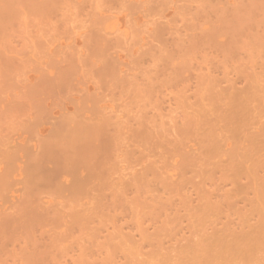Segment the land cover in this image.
I'll use <instances>...</instances> for the list:
<instances>
[{
  "label": "rangeland",
  "instance_id": "1",
  "mask_svg": "<svg viewBox=\"0 0 264 264\" xmlns=\"http://www.w3.org/2000/svg\"><path fill=\"white\" fill-rule=\"evenodd\" d=\"M94 35L100 39L97 40ZM106 41L114 44L106 46ZM234 93L243 98L242 102H232L238 99L233 96ZM93 104L95 109H102L104 115H113L111 124H114L112 121L117 123L115 127L105 126L108 128L103 130H110L105 133L109 134L111 140L107 139L110 144H105L116 148H108L111 149L109 154L113 151L111 156L107 154V146L104 148L106 152L101 150L109 158L100 155L104 160L108 159V166L105 164V167L113 165L108 172L114 181L111 182L105 168L106 176L105 171L100 172L102 179L108 178L107 181L104 179L105 186L96 178L95 183L93 180L88 183H92V186L88 185V193H78V198L69 190L58 191L65 182L60 183L58 188L56 185L57 191L54 185H49L51 188L39 186V182L43 181L34 175L38 172L33 169L32 159L36 158L33 156L38 151L40 153L45 139H53L49 137L53 136V131L56 132L60 119H63L60 122L63 124L57 126L56 134L63 125L68 127V120L73 119L74 123L69 124L72 127L82 116L89 115L88 110L94 107ZM80 112L83 114L81 117L78 116ZM245 112L252 115L246 118ZM238 113H244L245 117ZM208 114L213 116L212 119ZM221 114L233 119L239 117V121L237 118L235 122L243 126V131L245 128L257 131L260 121H264V0H0V180L4 179L3 183L0 181V264H212L214 259L218 261V257L221 260L218 250V255H215V249L221 245L214 243L216 248L211 247L214 245L211 240L220 239V233L225 247L219 249L224 251L225 258L217 264H264V239L261 242L254 240L257 243L250 248L254 249L252 259L251 251L243 248L248 242L250 246L255 239V230H264V149L256 148L263 154L260 151L256 153L258 156L261 154L260 159L251 169L247 167L246 170V163L245 166L243 164L244 169H239V175L234 170L230 171L226 166L230 158L222 154L226 146L221 145L226 136L221 134L225 132L229 135L230 132L225 131L228 128L227 119L224 121ZM205 117L210 120L206 119L208 123ZM64 118L68 119V124ZM194 118L205 121L199 120L196 124ZM241 118L242 121L245 118L250 120V123L245 120L246 124L242 125ZM215 119L217 122L223 119L224 122L217 123ZM181 120L188 125H183L186 135L174 131H179L183 124ZM202 122H206L205 125ZM255 123H258L257 126ZM208 124L217 125L216 129L210 125L215 129L211 130L214 133L218 130V137H223L221 143L216 140L222 147L217 150L222 152L218 153L216 147L212 149L222 154L220 162L225 158L227 161H223L222 165L211 162L209 166L212 167L206 165L205 168L203 165L202 171L201 161L206 155L202 154L205 157L200 158L198 150L194 154L189 149L196 152L194 149L199 147L196 143H201V140L195 134H202L201 130L205 132L204 129L210 127ZM261 129H264L263 125ZM62 132L64 136L66 133ZM175 136L186 141H181L185 148L179 144L180 148L185 149L189 156L193 154L191 156L198 158L197 162L191 156H184L185 152L177 150L184 158L176 153L174 149L179 145L175 148V140L172 142L170 139ZM192 136L197 139L192 140ZM64 137L61 136V140ZM227 137L229 142L233 140L231 135ZM74 141L79 143L80 139L75 136ZM74 141L70 142L71 146ZM166 141L173 144L174 149L167 147L170 145L165 144ZM61 143L56 141L55 144L60 146L49 147V151L56 149L51 151L52 154L45 146L49 156L44 154L46 158L43 160L49 157L50 161L62 160L60 164L63 166L69 159H74L69 152L78 157L80 150L79 153L76 148V151L71 150L77 142L73 147L69 146V152L66 149V154L65 147L61 146L66 142ZM94 143L95 148L98 144ZM82 146L77 144L78 149L84 148ZM82 148V152H87L88 147L86 150ZM63 152L70 158L64 155L62 158H65L60 159L61 156H57L58 160L56 155ZM38 153L37 156H41ZM256 154L255 159L258 157ZM115 155L118 158L113 160ZM207 159L204 161L206 164ZM212 160L215 162L216 157ZM147 163L150 166H146ZM218 165L226 167L217 168ZM210 168L212 172H208ZM217 171V176L219 173L222 176L230 173L228 175L231 176L226 174L224 179L220 176L222 180L228 177L227 181L230 178L231 181L233 178L238 181H224L221 185L222 180L219 181V177L215 179L216 175L214 177ZM231 172L236 173V177ZM200 174L206 176L201 178ZM253 176H256L255 179ZM171 182L180 186L176 184V187ZM230 182L234 183L232 187ZM238 182L247 185L243 183L242 186ZM113 183L116 186L112 187ZM65 187L67 189V184ZM197 196L201 201L197 200ZM260 222H263L262 229L258 226ZM222 226L228 230H220ZM214 227L220 228L216 230ZM250 227L258 228L251 229L252 236H255H250L253 238L251 241L244 236ZM244 229L247 230L243 232ZM251 230L245 235H251ZM235 232H240L242 235L239 236L249 241L241 239L237 242L241 236L239 238ZM262 232L259 234L264 236ZM259 234L257 238H260ZM233 236H236V241ZM206 239L211 241V246ZM226 240L231 244L227 245ZM196 242L201 245H196ZM232 243L242 249L235 245L237 252ZM226 246L237 253L232 250L230 257L229 251L225 252ZM197 247L200 249L198 255L195 254L199 250ZM208 248L210 251L206 250ZM205 250L208 255L204 257ZM241 251L246 252L241 255ZM198 256L208 263H200ZM242 259H249L250 263L242 262Z\"/></svg>",
  "mask_w": 264,
  "mask_h": 264
},
{
  "label": "bare ground",
  "instance_id": "2",
  "mask_svg": "<svg viewBox=\"0 0 264 264\" xmlns=\"http://www.w3.org/2000/svg\"><path fill=\"white\" fill-rule=\"evenodd\" d=\"M96 36H98V35H96ZM92 38H93V36H92ZM94 38H97V37H95V35H94ZM94 38H93V39H94ZM99 39H100V38H97V40H99ZM94 40H95V39H94ZM115 40H116V39H115ZM117 40H118V39H117ZM101 42H102V40H101ZM103 42H104V40H103ZM106 42H107V41H106ZM113 42H114V41H113ZM109 43H110L111 45L114 44V43H112V42H110V41H109ZM109 43L107 42V43H106V46L110 45ZM231 94H232V93H231ZM234 95H235V93L233 94V96H234ZM236 95H237V94H236ZM236 95H235V96H236ZM236 97L238 98V96H236ZM231 98H232V97H231ZM231 98H230V100H232V99L235 98V97H233L232 99H231ZM239 98H241V97L239 96ZM239 98H238V99H236V98L233 99L232 102H235L234 100H236V101H241V100H243V98H241L240 100H239ZM93 100H94V98H92V101H93ZM89 101H91V100H89ZM92 101H91V102H92ZM253 101H254V100H253ZM241 102H242V101H241ZM241 102H239V103H241ZM235 103L238 104V102H235ZM94 104H96L95 101H94ZM94 104H93L94 107L92 108V106H91V108H89V110H88V111H89V113H88L89 115L86 114V116L83 117V116H82L83 114L81 115V112L78 113V114H80V115L76 114V116L78 115V116H80V117L82 116V117H81V120L79 119V120L76 121L75 124H72V125H74V126H72V127H71V125H69V124H70V122H71V123L73 122V119H72V121H69L68 119L65 120V118H64V120H65L66 122H67V120H68V122H69V124H68V122L66 123V124H68V127H65V126L63 125V128L65 127V129H63V128H61V127H62V126H61V127H60V128H61V129H60V130H61V131H60L61 133L59 132V134H58V133L56 134V132L58 131V130H56V129H57V126H60V125L63 124V123H62V124L60 123L61 120H62V122H63V119H60V122L57 123V124H59V125H57V126L55 127V128H56V129H55L56 132L54 133V131H53V132L51 133V134H53V136L50 135L51 137H49L50 139L53 138V139H51L52 141L55 139V140L57 141V143H58V142L61 143V142H63V141L66 142V145H64V144H63L64 146L61 145L62 147H65V150H66V149H69V148H71V147H73L74 144H75L76 142H77V144L80 145V146L84 145V148H82V147H83V146H82V147H79V149H78V148H77V144L75 145V147H74L73 149L71 148V150H74V149L76 148V150H78V151H77L78 153H79V150H80V154H79V155L81 156V158H80V156L78 155L79 160L77 159V158H78V157H77V154H75V157H74V156L72 155L73 153H72V152H69L70 149L68 150V152L71 154V157H73L74 159H75L76 157H77V158H76L75 160L73 159L74 161L72 160V158H71V161H69L70 159H69L68 161H66V160H67V159H66L65 161L68 162V163H66V162L63 160V161L65 162V165H63L64 167L62 166V164H60V163H62V160H61V162H57V161H56L57 159H54L55 161H50V160H48L49 158L51 159V157L47 158L46 160H43V158H44L43 155H44V154H48L47 156H49V152L52 154L51 151H53V150L55 151V150H56L55 148H52V150L49 151V147H50V146H52V145H54V147H58V146H60V144H58V145L55 144L56 141H53V143H52L51 140H49V139H45L46 141L44 140V142H46V143L43 145V147L40 148V150H41L40 153H38L39 151L37 152L38 154H41V156H37V153L35 154L36 156H35V155L33 156V157H36L37 160H36V158H34V159H32L34 162L31 161V163H32V162L34 163V164L32 163V164L34 165L33 169H36V171H37L38 173H36V172H34V171H32V173L34 172V175H35V174H36V176L38 175L39 178H38V177H37V178H38L40 181H43V182H44V183H43V182H39V183H40L39 186L44 185V186H47V188H48L49 185H51V186L54 185L55 187H54V186H52V187H54V189H56V191H57V188H58L63 182H65V183L62 184L63 188H61L62 186H60L61 189L58 188V189H59L58 191L61 190V191L64 192V191H68V190H69L70 192L75 193V194L77 195V198H78V195H79L78 193H80L81 195H84V192H85V191L88 193V190H87L88 185L90 184V182H93L96 178H97L96 180H97L98 182L101 181V182L103 183L104 186H105L106 181H107V179H108V178H106L105 176H106L108 173H109V175H110V180H112V179H111V178H112V177H111V174H110V172H108V171L111 170L112 167H110V166H113V165L110 164V166L108 167L109 169L107 168V166H108V162L106 163V161H108V159H107V160H106V159L104 160V158H105V156H106V153H105V154L103 153V152H104L103 149L107 146L105 143L108 142V143L110 144L109 140H111V139L108 137L109 134H108V136L105 134V133H109L110 130H109V132H103V130L106 131L105 129L108 128V127H110V126H114V127H115L114 124L117 125V123H115V122L112 121V123H114V124H111V121H110V120H111V117H113V115L110 116L111 114H109V113H108L107 115H104V111H102V109L100 110V108L95 109L96 107H95ZM96 106H97V104H96ZM235 108H237V107H235ZM86 109H87V105H86ZM241 109H242V108H241ZM247 109H248V107H247ZM207 110H208V109H207ZM239 110H240V109H239ZM242 110H243V109H242ZM253 110H254V109H253ZM85 111H86V110H85ZM85 111H83V112H85ZM88 111H87V112H88ZM255 112H259V111H255ZM245 113H247V112H245ZM238 114H239V113H238ZM240 114H241V113H240ZM240 114H239V116H241V115L243 114L242 117H245V116H244V113H242L241 115H240ZM250 114H251V113H249V114H248V113L245 114V115H246V118H247V116L250 115ZM254 114H256V113H254ZM208 115H210V114H208ZM234 115H235V114H234ZM236 115H237V114H236ZM251 115H252V114H251ZM133 116H134V115H133ZM138 116H139V115H138ZM138 116H136V117H138ZM206 116H207V115H206ZM215 116H216V115H215ZM218 116H219V115H218ZM222 116H223V114H221V117H222ZM228 116H229V115L226 114L225 117H222V118H224V121H225V119H227L225 123H226V128L228 127L229 129L227 128L228 130L226 129L225 131H228V132L231 133V134L229 133V135H231V137H232V139H233L231 142L228 141V137H227V136H229V135H228L227 133L225 134V132H223V133L221 134V135H223V137H224V135H226L224 138L222 137V138H223V143H224V145H223V143H221L222 141L220 142V140H222V138H221V137H218V135H217V134H218V130L215 131V132H217V133H214V132H213V131L216 129L215 126H217V125L214 126V124H213V125L208 124V125H209V126L211 125V126L215 127V129H214L213 127H211V126H210V127H211V128H210V127H208V126L206 125L207 128L204 129L205 132H204V131L202 132V130L200 131L202 134H198V132H197L198 136H197V134H195L196 131L193 132V133L196 135V136H195V135L193 134L195 137H197V138L199 137V139L201 140V143L199 142L200 140L198 141L199 144L196 143V142H197V140H196L195 143L197 144V147H198V145H199V147H198L199 149H198V148H197V149H194V150H196V152H195V151L193 152L192 149H189V150L191 151V153H194V154H195V153H198V151H199L198 155L200 154V155H199L200 158L203 156L202 154H205V155H206V157L203 156V157H205V158H203L204 160L201 161V163L203 162L202 164L200 163V159L198 160L199 163L202 165V167H200V168L202 169V171H203V165H205V168H206V165L209 166V164L212 165V163H214V164H216V165H217V163H220V164L222 163V164H223V161H224V163H225V162L227 161V158H230V161L226 163V166H227V168H228L229 170L231 169L230 171H233V170H234V172H237V174H238L239 169H244V168H245V167H243V164H244V166H245L246 163H247V165H246V170H247V167H248V170H249V169H251L250 167H253V166L257 165V163H258V161H259V159H260V158H259L260 155L263 154V153H261V151H263V150H262V147H263V149H264V144H263L264 142L262 143V141L264 140V138H262V136L264 137V133H263V132H264V129H261V130H260V127L262 128V125H263V127H264V123H263L264 121H260V122H261V123H260L261 126H260V127L258 126L259 129H258L257 131H254V128H251V129H250L251 131H250V130L248 131V129L245 128V127H244L245 129H244V131H243V130L241 129V127H243V126L239 125V124H240L239 122H238L239 124H237V122H235V119H236V121H237V118H238V121H239V117H236V118L234 117L235 119H233V118H231L230 116H229V117H228ZM231 116H232V114H231ZM237 116H238V115H237ZM67 117H68V116H67ZM69 117H71V116H69ZM69 117H68V118H69ZM72 117H73V116H72ZM109 117H110V118H109ZM131 117H132V116H131ZM207 117H208V116H207ZM212 117H213V116L210 115V118H211V119H212ZM251 117H252V116H251ZM251 117H250V118H251ZM133 118H134V117H133ZM133 118H132V120H133ZM217 118L220 119V117H217ZM229 118H230V119H229ZM246 118H245V120H246ZM135 119H136V118H134V120H135ZM183 119H184V118H183ZM183 119H182V120H183ZM200 119H201V118H197V119H196L197 121H196L195 118H194L193 121L195 120L194 122H195L196 124H198V121H199ZM206 119H207V118L205 117V120H206ZM242 119H243V118L240 119V120H241V121H240L241 124L245 122V120L242 121ZM248 119H249V117H248ZM248 119H247L246 121H248ZM254 119H255V118H253V119L251 118L250 120H254ZM114 120L117 121V119H114ZM136 120H138V119H136ZM182 120H181V121H182ZM202 120H203V119H202ZM202 120H200V121H202ZM205 120H203V121H205ZM207 120H208V119H207ZM207 120H206V122H207ZM250 120H249V121H250ZM255 120H256V119H255ZM255 120H254V122H256ZM55 121H56V120H55ZM55 121H54V122H55ZM58 121H59V120H58ZM181 121H180V122H181ZM209 121H210V120H208V122H209ZM222 121H223V119H222ZM222 121H221V120H218V122H222ZM224 121H223V122H224ZM249 121H248V122H249ZM127 122H128V121H127ZM140 122H141V121H139L138 124H139ZM182 122H183V124L181 123L182 126L178 128L179 131H178L177 129H175L174 131H176L177 134H179V132H180L182 135H183V132H184V135H186V133H185V131H186L185 129H186V128H184L183 125L185 124V127H186L187 123H186V121H182ZM194 122H193V123H194ZM206 122H205V123H206ZM208 122H207V123H208ZM213 122H214V121H213ZM213 122L211 121L210 123H213ZM215 122H217V119H215ZM218 122H217V123H218ZM251 122H252L251 124H254L253 121H251ZM73 123H74V122H73ZM124 123H125V121H124ZM203 123H204V122H202V125H203ZM205 123H204V125H205ZM249 123H250V122H249ZM258 123H259V121H258ZM258 123H255V125L257 126ZM64 124H65V122H64ZM66 124H65V125H66ZM199 124H200V123H199ZM215 124H216V123H215ZM223 124H224V123H223ZM244 124H246V122H245ZM119 125H120V124H119ZM123 125H124V124H123ZM200 125H201V124H200ZM242 125H243V124H242ZM249 125H250V124H249ZM69 126H70V127H69ZM105 126H108V127H105ZM187 126H188V125H187ZM206 126H205V127H206ZM223 126L225 127V125H223ZM244 126H245V125H244ZM246 126H247L248 128L253 127V126H248V125H246ZM256 126H254V127L256 128ZM104 127H105V129H104ZM121 127H122V124H121ZM126 127H127V126H126ZM182 127H183V128H182ZM197 127H198V126H197ZM197 127H196V128H197ZM203 127H204V126H203ZM205 127H204V128H205ZM112 128H113V127H112ZM119 128H120V127H119ZM132 128H133V127H132ZM132 128H131V129H132ZM181 128H182V129H181ZM201 128H202V127H201ZM62 129H63V130H62ZM109 129H111V128H109ZM117 129H118V128H117ZM211 129H214V130H211ZM224 129H225V128H224ZM224 129H223V131H224ZM114 130L116 131V129H114ZM135 130H136V129H135ZM220 130H221V129H220V127H219V133L221 132ZM252 130H253L254 132H252ZM62 131H64V132L67 134V135L64 134L65 137L62 135V133H63ZM107 131H108V129H107ZM120 131H121V130H120ZM127 131H128V130H127ZM172 131H173V130H171L170 132L172 133ZM174 131H173V132H174ZM262 131H263V132H262ZM112 132H113V131H112ZM118 132H119V131H118ZM133 133H134V132H133ZM174 133H175V132H174ZM71 134H72V137H71ZM112 134H115V132L112 133ZM158 134H159V133H158ZM169 134H170V133H169ZM181 134H180V138H182V137H181ZM214 134L216 135V138H218V139L215 138V135H214ZM55 135H59V136H55ZM60 135H61L62 137H64L63 140H61L62 138H60V137H61ZM73 135H75V136L77 137V140L80 139L79 143H78V141H74V137H75V136H73ZM174 135H175V134H174ZM174 135H173V136H174ZM188 135H189V134H188ZM188 135H187V136H188ZM200 135L202 136V139H201ZM203 135L206 137V139H205V137H203ZM221 135L219 134V136H221ZM113 136H114V135H113ZM113 136H112L111 138H113ZM118 136H119V133H118ZM120 136H121V135H120ZM156 136H158V135H155V137H156ZM171 136H172V135H171ZM178 136H179V135H178ZM54 137H56V138H54ZM57 137L60 138L61 142L58 141L59 139H58ZM66 137H67V138H66ZM69 137H71V138H69ZM176 137H177V136L170 138V139H172V142H174L173 140H175V142H174V143H175V144H174V145H175V148H176V146H178L179 144H181V146H182L183 142H181V141L186 142V141L183 140V139H182V140H181V139L178 140L179 137H178V139H176ZM184 137H185V136H183V138H184ZM188 137H190V136H188ZM188 137H187V140L189 139ZM195 137H194V138H195ZM107 138H109V140H108ZM114 138H116V137H114ZM114 138H113V139H114ZM118 138H119V137H117V139H118ZM157 138H158V137H157ZM157 138H156V139H157ZM173 138H175V139H173ZM185 138H186V137H185ZM194 138H193V136H192L191 139L193 140ZM197 138H195V139H197ZM203 138H204V139H203ZM220 138H221V139H220ZM64 139H65L66 141H65ZM67 139H68V140H67ZM71 139H73V140H72V141H69V140H71ZM75 139H76V138H75ZM113 139H112V140H113ZM117 139H116V140H117ZM213 139H214V140H213ZM261 139H262V140H261ZM47 140H49V141H47ZM154 140H155V139H154ZM167 140H168V139H167ZM176 140H177L178 142H177ZM192 140H190V141H192ZM205 140H206V142H205ZM216 140H217V141L219 140V142L221 143L222 146H226V147H225L226 149H225V150L222 149L221 145H219L220 143L218 142L219 144H217V141H216ZM68 141H69V142H68ZM73 141H74V143H72V146H71L70 142H73ZM120 141H121V140H120ZM170 141H171V140H170ZM49 142H51L52 144H49L50 146L48 147L47 145H48ZM54 142H55V143H54ZM67 142L69 143V146H71V147L68 146ZM80 142H82L83 144L80 143ZM86 142H87V145H85ZM91 142H93V143L96 142V143L98 144L97 147L95 146V148H94L95 143H94V145H93V143H91ZM117 142H118V141H117ZM176 142L178 143L177 145H176ZM179 142H181V143H179ZM187 142H188V141H187ZM193 142H194V141H193ZM108 143H107V144H108ZM113 143H114V142H113ZM261 143H262L263 146L261 145ZM61 144H62V143H61ZM111 144H112V143H111ZM116 144H117V143H116ZM118 144H119V143H118ZM165 144H169V143L166 141ZM184 144H186V147H187V143H184ZM196 144H195V145H196ZM56 145H57V146H56ZM120 145H121V144H120ZM169 145H170V146H167V147H170V148L173 147V144L170 143ZM171 145H172V146H171ZM218 145H219V146H218ZM260 145H261V148H260ZM45 146H46V148L48 147L47 150H48L49 152H47V150H45V149H46V148H44ZM67 146H68V148H66ZM85 146L88 147V149H87ZM113 146H114V144H113ZM111 147H112V146H110V147L107 146L106 149L111 148ZM114 147H115V146H114ZM114 147H112V148H114ZM117 147H118V145H117ZM167 147H166V148H167ZM215 147H216V148H215ZM218 147H219V148H218ZM220 147H221L222 151L225 152V153H222L223 156H224V155H227V156H226L227 158L224 157L226 160H222V162H220V159L222 158V154H221V153H220L221 155L218 154L220 150H219V151L217 150V149H220ZM258 147H259V149H261V151L258 150V152L260 151L259 153H261L259 156L257 155V154H258V152H257ZM50 148H51V147H50ZM81 148H82V150H83V149H85V150L87 149V152H82V151H81ZM115 148H116V147H115ZM115 148H114V149H115ZM118 148H119V147H118ZM181 148H185V145L182 146ZM181 148H180V145H179V148L177 147V149H174V147H173V149L176 151V153H177L178 155H180L178 152H180V153L185 152V149H181ZM189 148H191V147L189 146ZM212 148H215V150H216L218 153H217V152L215 153V150L212 149ZM256 148H257V149H256ZM89 149H90V150H89ZM114 149H112V150H114ZM171 149H172V148H171ZM180 149H181V151H180ZM211 149H212V150H211ZM251 149H255L256 151H253V150H251ZM44 150L46 151V153H42V152H45ZM59 150H61V149H59ZM59 150H57V152H58ZM63 150H64V149L62 148V151H63ZM76 150H74V151H76ZM91 150H92V151H91ZM99 150H100V151L102 150L103 152L101 151L102 153H100ZM104 150H105V149H104ZM116 150H118V149H116ZM166 150H167V149H166ZM177 150H178V152H177ZM183 150H184V151H183ZM197 150H198V151H197ZM239 150H240V152H238ZM74 151H73V152H74ZM88 151H90V152H88ZM108 151H111V149H108V150H107V154L111 156V153H113V151H112L110 154L108 153ZM118 151L123 152V151H121L120 149H119ZM118 151H117V152H118ZM167 151H168V150H167ZM169 151H171V150H169ZM190 151H188V153H190ZM222 151H220V152H222ZM241 151H242V152H241ZM251 151L254 153V155L257 153L256 156H258V157H257L256 159H255V157H254V155L252 154ZM57 152H55V153H56V154H59V153H57ZM105 152H106V150H105ZM210 152H212V154H210ZM213 152H214L216 155H215ZM53 153H54V152H53ZM55 153H54V154H55ZM60 153H61V151H60ZM66 153H67V150H66L65 154H66ZM69 153H68V154H69ZM74 153H76V152H74ZM99 153H100V154H99ZM123 153H124V152H123ZM186 153H187V152H185L184 156H189V155L186 154ZM51 154H50V155H51ZM65 154H64V152H63V153L60 154V155H56V157H57V156H58V157L61 156V157H60V159H61ZM70 154H69V155H70ZM85 154H87V156H86ZM88 154H89L90 156H88ZM115 154L118 155V153H115ZM213 154H214L215 156H214ZM91 155H94V156H91ZM100 155H102L104 158H102ZM108 155H107V156H108ZM113 155H114V154H113ZM117 155H115L116 158H113V157H111V158H113V160H114V159H117V158H118ZM123 155H124V154H123ZM181 155H182V156H181ZM181 155H180V156L184 158L183 154H181ZM191 155H193V154H191ZM191 155H190V156H191ZM210 155H212L213 158H212ZM219 155H220V156H219ZM42 156H43V157H42ZM51 156H52V158H55L53 155H51ZM65 156H67V155H65ZM85 156H86V157H85ZM107 156H106V157H107ZM110 156H109V157H110ZM190 156H189L188 158H190ZM199 156H198V157H199ZM209 156H210L211 160H210ZM252 156H253L254 158H253ZM263 156H264V154H263ZM263 156H262V157H263ZM39 157H40V158H39ZM41 157H42V159H41ZM58 157H57V158H58ZM67 157H68V156H67ZM88 157H90V158L88 159ZM109 157H107V158H109ZM191 157L193 158V160L195 159V160H194L195 162H197L196 159H198V158H194L193 156H191ZM207 157H208V159H207ZM215 157H216V160H219V161H216V160H215V162H213L214 160H212V159H214ZM38 158H39V159H38ZM45 158H46V157H45ZM45 158H44V159H45ZM64 158H65V157H64ZM64 158H62V159H64ZM68 158H70V156H69ZM86 158H87V159H86ZM122 158H123V157H122ZM122 158H121V159H122ZM192 158H191V159H192ZM218 158H219V159H218ZM60 159L58 158V160H60ZM206 159H207V164H206V162H204V161H206ZM232 159H233L235 162H233ZM30 160H31V159H30ZM51 160H52V159H51ZM111 160H112V159H110V161H111ZM185 160H187V159H185ZM193 160H191V161L194 162ZM116 161H117V160H116ZM188 161H190V159H189ZM29 162H30V161H29ZM64 162H63V163H64ZM211 162H212V163H211ZM216 162H217V163H216ZM111 163H112V162H111ZM105 164L107 165L106 167H105ZM112 164H114V163H112ZM200 164H199V165L197 164V166H200ZM222 164H221V165H222ZM29 165H30V164H29ZM148 165H149V164L147 163L146 166H148ZM179 165H180V164H179ZM189 165H190V164H189ZM192 165H193V163H191L190 166H192ZM224 165H225V164H224ZM115 166H116V165H115ZM117 166H118V163H117ZM117 166H116V167H117ZM149 166H150V165H149ZM182 166H183V165H182ZM187 166H188V164H187L186 166H184V167H187ZM190 166H189V167H190ZM195 166H196V165H194V167H195ZM219 166H220V165H218L217 168H218ZM226 166H224V167H226ZM228 166H229V167H228ZM116 167H115V168H116ZM209 167H212V166H209ZM209 167H208V168H209ZM215 167H216V166H215ZM222 167H223V166H221V167H219V168H222ZM224 167H223L222 169H225ZM105 168L107 169V172H108V173H106V169H105ZM178 168H179V167H178ZM180 168H181V166H180ZM190 168H191V167H190ZM197 168H198V167H197ZM197 168H196V169H197ZM200 168H199V169H200ZM208 168H207V169H208ZM213 168H214V167H213ZM28 169H29V168H28ZM31 169H32V168H31ZM37 169H38V170H37ZM143 169H145V168H143ZM185 169H187V168H185ZM185 169H184V170H185ZM199 169H198V171H199ZM214 169H215V168H214ZM228 169H227V170H228ZM15 170H16V169H15ZM25 170H26V169H25ZM151 170H153V169H151ZM151 170H149V171H151ZM181 170H183V168H182ZM188 170H189V168H188ZM191 170H193V168H192ZM209 170H210V171H208V172H212V169H211V168H210ZM215 170H217V169H215ZM229 170H228V171H229ZM235 170H237V171H235ZM26 171H27V170H26ZM102 171H105V172H103V173H106L105 176L102 174L103 178L105 177L104 179H105L106 181H104V179H102V177L100 176V175H101L100 172H102ZM193 171H194V170H193ZM221 171H222V170H221ZM228 171H226V172H228ZM2 172H3V171H2ZM28 172H29V171H28ZM30 172H31V171H30ZM114 172H115V171H113V173H114ZM144 172H145V171H144ZM146 172H147V171H146ZM151 172H152V171H151ZM182 172H183V171H181V173L178 172V174H179V173L182 174ZM195 172H196V171H195ZM195 172H194V173H195ZM218 172H219V171H217V172L214 173V177H215V175H216L215 179H216L217 177H219V179H220L219 181H221L222 178H220V176H222V175L219 173V174H218L219 176H217L216 173H218ZM239 172H240V171H239ZM242 172H243V171H242ZM256 172H257V171H256ZM184 173H185V172H184ZM194 173H193V174H194ZM199 173H200V172H199ZM206 173H207V172H206ZM224 173H225V172H224ZM231 173H233V172H231ZM243 173H244V172H243ZM253 173H254V172H253ZM253 173H252V174H253ZM189 174H190V173H189ZM193 174H192V176H193ZM195 174H196V173H195ZM204 174H205V173H204ZM204 174H202V175H203V176H206V175H204ZM208 174H209V173H208ZM226 174H227V173H225L223 176H226ZM228 174H230V173H228ZM228 174H227V175H228ZM234 174L236 175V173H233V175H234ZM240 174H241V173H240ZM1 175H2V174H1ZM4 175H5V174H4ZM32 175H33V174H32ZM109 175H108V176H109ZM190 175H191V174H190ZM190 175H189V176H190ZM197 175H198V174H197ZM200 175H201V174H200ZM202 175H201V178H202ZM210 175H211V174H210ZM210 175H209V176H210ZM235 175H234V177H236ZM238 175H239V174H238ZM255 175H257V174L255 173ZM27 176H29V175L27 174ZM142 176H144V175H142ZM192 176H190V177H192ZM195 176H196V175H195ZM223 176H222V177H223ZM228 176H231V175H228ZM240 176H241V175H240ZM7 177H8V176H7ZM7 177H6V179H7ZM30 177H31V176H30ZM30 177H29V180H30ZM59 177H60V180L58 179ZM181 177H182V176H181ZM197 177H200V176L198 175ZM210 177H211V176H210ZM210 177H209V179H210ZM214 177H213V178H214ZM241 177H242V176H241ZM255 177H256V176H255ZM255 177L253 176V179H255ZM1 178H2V177L0 176V179H1ZM31 178H32V177H31ZM34 178H35V177H34ZM213 178H212V179H213ZM232 178H233V177H232ZM245 178H246L247 181L250 179V178H247V177H245ZM23 179H25V178H23ZM26 179H27V177H26ZM32 179H33V178H32ZM32 179H31V180H32ZM35 179H36V178H35ZM179 179H180V178H179ZM181 179H182V178H181ZM181 179H180V180H181ZM186 179H189V180H190L191 178H186ZM193 179H194V178H193ZM205 179L207 180L208 178H204V180H205ZM223 179H224V177H223ZM227 179H229V178L226 177V180H222L223 182H222V181L220 182L221 185H222V183H225L224 181H227ZM235 179H236V178H233V180L231 181V178H230V180H228V181H231V182H233V181L235 182L236 180L238 181V179H236V180H235ZM3 180H4V179H2V181H3ZM39 180H37L36 182H38ZM92 180H93V181H92ZM251 180H252V179H251ZM251 180H249V181L252 182ZM256 180H257V179H256ZM0 181H1V180H0ZM2 181H1V182H2ZM34 181H35V180H34ZM97 181H96V182H97ZM103 181H104V182H103ZM113 181H114V180H112L111 182H113ZM115 181L118 182V181H120V180H117V179H116ZM212 181H213V180H212ZM228 181H227V182H228ZM239 181H240V180H239ZM247 181H246L245 183H247ZM253 181H255V180H253ZM1 182H0V183H1ZM4 182H5V181H4ZM6 182H8V181H6ZM11 182H12V181H11ZM24 182H26V181L24 180ZM98 182H97V183H98ZM121 182H122V181H121ZM121 182H120V183H121ZM178 182H180V181L178 180ZM181 182H182V181H181ZM184 182H186V181H184ZM189 182H191V181H189ZM227 182H226V183H227ZM231 182H230L229 184H231ZM2 183H3V182H2ZM20 183H21V182H20ZM30 183H31V182H30ZM41 183H43V184H41ZM60 183H61V184H60ZM88 183H89V184H88ZM93 183H95V181H94ZM115 183H116V182H115ZM171 183H172V182H171ZM238 183H239V182H238ZM241 183H242V186H243V183H244V182H241ZM241 183H239V184H241ZM245 183H244V185H245ZM256 183H257V182H256ZM6 184H7V183H6ZM6 184H5V185H6ZM27 184H28V183H27ZM27 184H26V185H27ZM35 184H36V183H35ZM66 184H67V189H66V187H65ZM98 184H99V186H100V183H98ZM116 184H117V183H116ZM162 184H163V183H162ZM172 184H174V186H176L177 182H176V183H172ZM172 184H171V185H172ZM178 184H179V183H178ZM178 184H177V185H178ZM215 184H216V183H215ZM233 184H234V183L231 184V187H232ZM247 184H248V183H247ZM247 184H246V185H247ZM250 184H251V183H250ZM26 185H25V186H26ZM37 185H38V184H37ZM56 185H57V188H56ZM58 185H59V186H58ZM103 185H102V186H103ZM112 185H115V184L113 183V184H111V186H112ZM227 185H228V183H227ZM235 185H236V184H235ZM246 185H245V186H246ZM0 186H1V184H0ZM23 186H24V184H23ZM28 186H29V185H28ZM30 186H32V185H30ZM85 186H86V188H85ZM89 186H92V183H91V185H89ZM93 186H95V185H93ZM106 186H107V185H106ZM115 186H116V185H115ZM178 186H180V185H178ZM217 186H218V183H217ZM236 186H237V185H236ZM249 186H250V185H249ZM2 187H4V186H2ZM6 187H7V185H6ZM6 187H5V189H6ZM97 187H98V186H97ZM112 187H114V186H112ZM176 187H177V186H176ZM49 188H51V187L49 186ZM94 188H95V187H94ZM94 188H92V190H93ZM234 188H235V186H234ZM241 188H242V187H241ZM241 188H240V189H241ZM245 188H246V187H245ZM247 188H248V187H247ZM0 189H1V187H0ZM3 189H4V188H3ZM30 189H31V188H30ZM64 189H66V190H64ZM90 189H91V188H90ZM237 189H238V187H237ZM237 189H236V192H237ZM242 189H243V188H242ZM83 190H84V191H83ZM229 190H230V189H229ZM231 190H232V189H231ZM233 190H234V189H233ZM61 191H60V193H62ZM81 191H83V192L81 193ZM242 191H243V190H241V194H242ZM86 192H85V193H86ZM238 192L240 193L239 190H238ZM245 192H246V191H245ZM3 193H4V192H3ZM226 193H228V192L226 191ZM233 193H234V192H233ZM243 193H244V192H243ZM230 194H231V193H230ZM230 194H229V195H230ZM236 194H237V193H236ZM4 195H5V194H4ZM76 195H75V196H76ZM200 195L203 196V194H200ZM200 195H198V196H200ZM206 195H207V194H206ZM232 195H233V194H232ZM239 195H240V194H239ZM244 195H245V193H244ZM246 195H247V194H246ZM0 196H1V195H0ZM198 196H197V197H198ZM202 196H200V198H201ZM208 197H209V195H208ZM208 197H207V198H208ZM229 197H230V196H229ZM198 198H199V197H198ZM198 198H197V200L201 201V199H200V198L198 199ZM204 198H206V197H204ZM204 198H202V200H203ZM0 200H2V199H0ZM207 200H208V199H207ZM209 200H210V199H209ZM4 201H5V198H4ZM22 201H23V200H22ZM26 201H27V200H26ZM203 201H204V200H203ZM203 201H202V202H203ZM205 201H206V199H205ZM20 202H21V201H20ZM21 203H22V202H21ZM24 204H25V203H24ZM24 204H23V205H24ZM18 206H19V204H18ZM26 206H27V205H26ZM19 207H21V206H19ZM28 207H29V206H28ZM14 208H15V207H14ZM19 210H20V209H18V211H19ZM22 210H23V209H22ZM31 210H32V209H31ZM25 211H26V210H25ZM20 212H22V211L20 210ZM23 212H24V211H23ZM18 214H19V213H18ZM24 214H25V213H24ZM56 214H57V213H56ZM57 215H58V214H57ZM19 216H20V215H19ZM26 216H27V215H26ZM2 217H3V216H2ZM31 217H32V216H31ZM28 218H29V217H28ZM4 222H5V220H4ZM247 222H248V221H247ZM1 223H2V222H1V220H0V225H1ZM261 223H262V225H263V222H260V225H258L259 228H261ZM224 224H225V223H224ZM221 225H223V224H221ZM225 225L228 226L227 224H225ZM225 225H224V226H225ZM247 225H248V223H247ZM245 226H246V225H245ZM247 227H248V226H247ZM1 228H3V225L1 226ZM4 228H5V226H4ZM214 228H216V230H217V228H220V227H214ZM222 228H223V226L221 227L220 230H222ZM224 228H225V227H224ZM224 228H223V229H224ZM226 228H227V227H226ZM226 228H225V230H226ZM228 228H229V227H228ZM252 228H253V227H252ZM252 228L250 227L249 230H251ZM256 228H257V227H254L253 229H256ZM262 228H263V227H262ZM262 228H261V229H262ZM247 229H248V228H247ZM247 229H246V230H247ZM257 229H258V228H257ZM263 229H264V228H263ZM4 230H5V229H3V231H4ZM212 230H213V229H212ZM212 230H211V232H212ZM214 230H215V229H214ZM225 230H224V231H225ZM227 230H228V229H227ZM227 230H226V231H227ZM231 230H232V229H229L230 233H232ZM246 230L244 229V230H242V231L244 232V231H246ZM249 230H247V231H249ZM224 231H222V232H224ZM247 231H246V232H247ZM262 231L264 232V230H262ZM262 231H261V230H260V231H259V230H255L254 233L256 232V233H255V234H256V235H255L256 237H255V236H252V234H253V230H251V235H249L250 231H249L248 235H247V234L245 235L246 232L244 233V236H246V237L248 236L249 240H250V239H253L252 237H255V239L252 240L253 242L250 240V241H251L250 243L252 244V246H251V244H250L251 247L249 246V242L247 243L248 245L246 244V246H248L249 249H247L248 247L246 248V246H243V248L246 249V251H247V250H250V251H251V253L249 252V253L252 255V256H250V259L254 258V257H253V254H252L253 251H254V249H250V248H253V244L257 243L258 239L260 240V242L264 239V236H262L261 234H259V233L262 232ZM208 232H209V231H208ZM219 232H220V231H219ZM219 232H218V233H219ZM233 232H234V230H233ZM240 232H241V231H240ZM240 232H235L234 234H235V235L237 234L238 236H239V234H241V233L243 234V232H241V233H240ZM263 232H262V233H263ZM216 233H217V232H216ZM225 233H226V232H225ZM257 233L259 234V237H260V238H257ZM205 234H206V233H205ZM214 234H215V233H214ZM214 234H213V235H214ZM242 234H241V235H242ZM206 235H207V234H206ZM206 235H204V236H206ZM211 235H212V234H211ZM221 235H222V233H220V235H219V238H220V239L222 238V237H220ZM228 235H229V234H228ZM241 235H240V236H241ZM214 236H216V235H214ZM214 236H213V237H214ZM223 236H224V235H223ZM238 236H237V237H238ZM240 236H239V238H240ZM244 236H243V237H244ZM250 236H252V237H250ZM234 237H235V238H234ZM243 237L241 236L240 239L237 238V240H238L237 242H239V240L242 241L241 239L244 240ZM205 238H206V237L203 238V241H204ZM210 238H212V237L210 236ZM233 238H234L235 241H236V236H233L232 239H233ZM207 239H209V235H208V238H207ZM207 239H206V241L209 242L210 240H207ZM217 239H218V238H217ZM217 239L213 238V239L211 240V241H213L212 244L217 243V244H219V246H220V245H221V246L225 245V240H224V239H223L224 241L221 239L223 243H222V242H219L220 239H218V241L214 242V240H217ZM261 239H262V240H261ZM199 240H200V239H199ZM199 240H198V241H199ZM201 240H202V239H201ZM221 240H220V241H221ZM249 240L246 239V240H244V241L246 242V241H249ZM254 240H257V241H255V243H254ZM206 241H205V242H206ZM211 241H210V245H209V243H207L209 246H211ZM230 241H231V240H230ZM227 242H228V241L226 240V243H227ZM232 242L235 243L234 241H232ZM245 242H244V243H245ZM258 242H259V241H258ZM196 243H197V242H196ZM201 243H202V241H201ZM220 243H221V244H220ZM233 243H232V245H233L234 247H233V246H230V248L233 247V248L237 251V249H236V247H235L236 244L234 245ZM242 243H243V242H241V244H242ZM199 244H200V243H197L196 245L199 246ZM202 244H203V243H202ZM228 244H231V242H228L227 245H228ZM239 244H240V243H239ZM194 245H195V244H194ZM200 245H201V244H200ZM204 245H205V246H204V249H205V248H206V243H205ZM243 245H245V244H243ZM209 246H207V247H209ZM214 246H216V245L214 244V245L211 246V247H212L213 249H215L216 247H214ZM217 246H218V245H217ZM221 246L219 247L220 249H222ZM236 246L238 247V249H240V247H239L240 245L238 246V244H237ZM191 247H192V246H191ZM223 247H225V246H223ZM226 247H227V246H226ZM241 247H242V246H241ZM254 247H255V246H254ZM197 248H198V247H197ZM197 248H196V249H197ZM200 248H201V246H200ZM219 248L215 249L216 251H215V250H214V251H215V255L217 254V253H216L217 250L219 251L218 254H219L221 260H219V257H218V261L221 262V261H222V258H223V260H224V258H225L224 256H225V255H224V253H223L224 251L220 250ZM228 248H229V246L227 247V249L224 248V249H226L225 252L228 253V251H229L228 254L230 255V257H232L231 255H233V253L235 252V250L232 249V250H234L233 253H232V250H231V249L228 250ZM189 249H190V248H189ZM198 249H199V248H198ZM198 249H197V250H198ZM201 249H202V248H201ZM204 249H203V250H204ZM224 249H223V250H224ZM241 249H242V248H241ZM241 249H240V250H241ZM203 250H202L201 252H203ZM206 250H209V248L206 249ZM206 250H205L204 252H206ZM240 250H239V253H238V254H240ZM252 250H253V251H252ZM199 251H200V249L198 250V252L196 251L195 254L198 255V254L200 253ZM209 251H210V250H209ZM220 251H221L222 255H220V254H221ZM230 251H231L232 254H230ZM246 251H245V252H246ZM190 252H192V251H190ZM211 252H212V251H211ZM237 252H238V251H237ZM237 252H235V254H236ZM243 252H244V251H241V255H243V254L245 253V252H244V253H243ZM206 253H207V252H206ZM206 253H204L205 255L202 253V256H203V255H204V257L207 256L208 253H207V254H206ZM209 253H210V252H209ZM226 253H225V254H226ZM242 253H243V254H242ZM218 254H217V255H218ZM235 254H234V255H235ZM238 254L235 255V256L237 257ZM246 254H248V253H246ZM250 254H249V255H250ZM193 255H194V254H193ZM193 255H192V253H191V256H192V257H193ZM210 255H211V254H210ZM249 255H248V257H249ZM191 256H190V257H191ZM221 256H223V257H221ZM235 256H233V257H235ZM196 257H197V256H196ZM200 257H201V256H198V259H199V260H200ZM226 257H228L227 254H226ZM241 257L243 258V256H241ZM248 257H246V258H248ZM186 258H188V257H186ZM206 258H207V257H206ZM211 258H212V257L209 258V261L213 260V259H211ZM239 258H240V257H239ZM246 258H245V259H246ZM182 259H183V258H182ZM227 259H230V258L228 257ZM243 259H244V258H243ZM243 259H242V262L245 261V260H243ZM186 260H187V259H186ZM194 260H195V259H194ZM230 260H231V259H230ZM234 260H235V259H234ZM234 260H232V261H234ZM247 260L249 261V259H247ZM247 260H246V261H247ZM182 261H183V260H182ZM190 261H191V260H190ZM201 261H202V260H200V263H201ZM204 261H206V263H208L207 260H203L202 262H204ZM213 261H214L215 264L219 263V262L217 261V258L214 259ZM227 261H228V260H227ZM232 261H231V262H232ZM236 261H238V260H236ZM246 261H245V263H250V261H249V262H248V261L246 262ZM193 262L195 263V261H193ZM228 262H229V261H228ZM238 262H240V261H238ZM209 263H210V262H209ZM209 263H208V264H209ZM211 263H212V261H211ZM214 263H212V264H214ZM224 263H225V262H224ZM197 264H198V263H197ZM228 264H231V263H228ZM232 264H233V262H232Z\"/></svg>",
  "mask_w": 264,
  "mask_h": 264
}]
</instances>
